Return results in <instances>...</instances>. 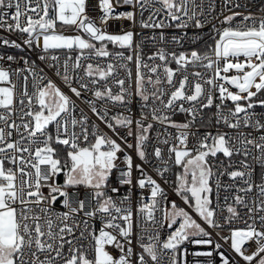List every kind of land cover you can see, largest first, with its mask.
<instances>
[{
  "label": "snow or ice",
  "instance_id": "obj_1",
  "mask_svg": "<svg viewBox=\"0 0 264 264\" xmlns=\"http://www.w3.org/2000/svg\"><path fill=\"white\" fill-rule=\"evenodd\" d=\"M120 0H117L119 3ZM139 3L143 9L146 5L152 3H160L163 8L167 10L168 15L173 21L181 20L182 16H188L189 20L195 21L196 27H203V22L196 19L197 13L193 9L189 15V4L199 8L196 0H123L125 4ZM232 0H225V3H231ZM23 3V8L21 4ZM87 0H0V9H15L14 14L11 15V23L6 17H9L8 12H0V28H6L8 31H19L21 33H28L32 38L43 36V48L45 51L49 49H73L74 46L81 50L93 49L94 55L97 57H107L110 53L106 50V45L96 48L93 43L81 38L80 36L69 37L61 34H55L56 25L59 22L61 26H75L77 29H82L92 39L97 41H108L111 43H118L120 47H131L133 40V33L126 32L123 35H110L96 27L94 22L86 15ZM35 5V6H33ZM102 11L103 16L100 18L101 22L106 24L108 19H127L133 20V13H123L113 16L112 0H99L98 5ZM239 6V5H237ZM49 9L52 10L53 15L49 16ZM157 12L160 9H156ZM36 17L34 18L33 15ZM178 13L182 15H178ZM199 15H203L201 11ZM236 16H242V21L233 26L232 22ZM23 22L21 21V18ZM151 20V17H149ZM251 21V23H248ZM222 24L228 25L221 29H215L219 35V39L215 42V47L212 49L213 56L207 54L201 55L196 51H192L190 59L181 54L178 57L173 53L172 59L175 60L179 66L177 71L181 73L182 78L178 81V87L173 83V77L176 75L169 67L163 68V76L168 85H171L174 90L167 92L163 88L157 87L161 84V78L158 75L155 80L148 77V83L152 85L153 91L148 94V89L144 87L145 74L140 72L141 65L138 64L137 70V95L140 96L143 105L142 107H149L148 101L151 99L153 105L159 101L164 109H174L177 107V101L191 102L192 106L185 108L183 104L178 105L179 111L188 113L195 118L197 112L196 104H200V108H210L213 106L214 100L211 94V88L208 93H205L203 85L198 82L204 80L206 84L214 87L219 92L220 104L216 107L217 124L223 123L229 128L240 129L242 127H251L257 131L264 130V123L260 120L253 121L254 113H250L248 109L256 107L252 102V98L257 96L264 90V17L257 18L252 15L244 16L242 13H233L225 16L221 21ZM143 27H164L162 22L156 24L143 23ZM179 27H187L188 23L178 25ZM53 34H47L49 31ZM5 44L9 41L5 40ZM14 44V42H12ZM31 45L32 39L26 41ZM19 47V45H14ZM122 53H117V56H122ZM244 59L241 61L240 58ZM158 58L161 61L167 59L163 50L156 55L149 57V59ZM3 59V57H0ZM14 59L12 56L8 60ZM40 59H44L43 56ZM53 60L58 59L53 56ZM127 59L131 60L129 56ZM139 61V57L137 58ZM224 64L221 66L220 61ZM207 61V63H204ZM192 64L198 65L215 72V76L219 83L213 79H204V75L200 72L192 73L198 78L193 85H188L189 74L185 71L187 66ZM65 73L68 72L69 65L67 62L63 65ZM73 68H80L79 58L72 65ZM142 67L147 68L150 73H157L160 65L143 64ZM230 70H235L236 75L231 77L227 75H220L221 72L228 73ZM113 72V65L107 66V71L97 66L93 69L92 64H88L85 68V73L88 77L98 76L100 79H107ZM59 74V73H57ZM70 79L69 75H64V80L67 82ZM25 87L22 93L23 96L29 97L26 82L27 77H24ZM0 82H6L10 87H0V108L5 109V112H0V123L4 127H0V264H57L59 260L63 264H132L131 257L134 255L132 244L133 220L132 212L128 209H122L117 206L112 197H105L101 189L105 186L106 181L113 168L117 167L114 163L118 158L117 153L122 151L120 144L116 143L106 136L99 135L96 137L95 143L89 147H79L77 141L79 137L75 132H71L70 138L61 139V135L68 133V128L64 127V117L62 113L70 114L69 98L60 92V90L51 82H49L43 89H38L33 95L37 97V101L41 106V110L35 113L31 111H23L21 108V115L19 119L21 124H16L14 121L9 124L10 115L13 111V97L16 85L10 80V72L3 67H0ZM91 83L95 84L97 81L93 79ZM116 83L120 86V94L113 95L111 88L105 86L103 91L96 90L95 96L97 98L107 97L113 102L121 104L126 103L125 93L127 89L124 88V80H118ZM225 83L234 86L238 92L233 93L225 87ZM186 86H189L191 94L185 91ZM82 87L87 88V84H82ZM255 88L256 91H252ZM72 91L80 96V92L75 88ZM246 94V95H242ZM168 95V99L163 97ZM47 98V102H46ZM203 98V99H202ZM230 100L235 107L228 110L225 115L221 110L224 107V102ZM241 100L248 101L247 106H242L239 102ZM29 104L32 98L29 97ZM20 105H24V100L19 101ZM258 104L264 107V100H259ZM48 114L45 115L44 110ZM95 111V109H93ZM161 109L153 106L151 108L152 118L159 121L161 124L166 121L172 127L178 129H189L190 123L176 124L170 121L167 115H157ZM241 113L245 115L240 116ZM25 117H32L27 123H24ZM58 117L60 119H58ZM230 117L232 119H230ZM143 117L141 121H136L141 134L138 136V155L144 160V142L147 136L144 135L152 127L148 124L147 127L143 124ZM117 125L128 128V135H132L131 125L133 120L129 117H115ZM86 120V118H85ZM55 122L56 136L55 138L46 131L47 125ZM77 123H82L75 119L71 120L74 126ZM21 127L28 131V136L25 137L20 131ZM109 128H113L111 123H108ZM63 128V133L61 129ZM6 129H15L20 134V139L10 142L9 138L12 132ZM113 130H115L113 128ZM84 140L88 139L86 128H82ZM189 133L187 131L181 132L178 139V145L169 148V153H174V162L177 165L183 166L184 175L180 178V184L177 189L179 193H190L195 200V212L199 214L209 225L216 226L214 221L215 209L211 208L212 187L210 186V178L213 176V165L209 164L208 157H216L218 153H222L224 157L229 158V167H231L230 158L234 155H243L247 157L252 155L249 146L259 150V155L253 156V159L261 165L264 169V135L258 138H249L251 133L245 134L239 132L235 136H229L226 132H217L216 135L206 133L200 139L193 149L187 148V140ZM24 140H29L25 145ZM168 144L167 139L162 141ZM52 143L69 146L72 150L68 152L70 160V168L66 173V180L63 186L57 185L54 182L48 183L62 171L61 161L54 158L55 149L51 146ZM103 145H108V150L101 151ZM131 147V145H128ZM193 151L196 153L192 155ZM27 153V156L24 155ZM155 157L159 158L162 155V150L157 147L154 151ZM8 161L15 165V169L5 167V162ZM126 171L121 173L123 179H119L120 184H131L132 174V158L125 157ZM244 169H250L251 166L241 161ZM67 164L65 165V167ZM42 167L46 171H42ZM140 167L139 165L137 166ZM34 170V171H33ZM143 175V169L141 168ZM226 172V170H224ZM191 175V184L185 179L187 175ZM226 174L235 180L237 177L243 180L247 185L246 188L237 189L238 192H251L253 184L251 181L252 172L249 171H231ZM247 177V179H245ZM139 187L144 188L151 185L152 207L147 204L140 208V212L146 213L149 220H154V210L157 204V197L163 195V189L150 176L139 179ZM84 185L94 189L93 199L96 201V207L93 211L84 213L86 217H95L97 214L101 215L104 221L103 227L98 234L95 230H89L91 225L88 220H83V229L79 236L75 235V229L80 228V224L76 222L75 215L84 209V202L81 201L78 207H71L69 202V194L64 189L69 186ZM219 179H217V188H219ZM259 189V194L264 197V183L255 185ZM49 189L48 196H45L42 188ZM232 187L226 185L225 188ZM112 191L118 192V188H113ZM58 194V195H57ZM59 197H64L63 205L68 208L67 212L53 215L51 205L55 204ZM227 199V198H226ZM187 203L189 197L184 196ZM234 200L236 204L243 205L249 209V219L253 222L248 225L246 230H233L231 233L230 247L237 254H239L245 261L251 264L257 256L264 253V231H259L255 227L256 217L251 215L255 212H264V199L259 205L255 201L252 206L244 201L240 195H235ZM172 212L165 214V219L169 220L168 227L171 228L177 224V219L182 218L179 226L167 237V240L162 243V248L171 250L173 256L170 264H179L176 258V253L180 246L185 242L194 243L196 245H212L211 239H190L191 237H208L210 234L205 231L199 223L194 220L187 211L182 208H177L175 203L172 204ZM113 210L119 216L113 214ZM227 211L233 217L238 216L237 209L233 206H228ZM231 219V217H229ZM259 220L264 224V215L259 216ZM71 221V223L69 222ZM122 221L123 223H120ZM247 223V221H245ZM112 229L113 231H108ZM87 233V235H86ZM115 233V234H114ZM67 237H72L68 239ZM144 237L141 235L140 247L142 252L137 254L138 264H148L145 259V254L156 264H160L157 254V244H160L158 236H150L149 239L155 243L144 244ZM74 240L76 243H74ZM81 241H88L87 248ZM248 241H254L257 245V250L253 254H245L243 246ZM65 245L68 246V255L64 254ZM125 245H128L126 248ZM106 246H113L119 250L118 258L114 257L106 250ZM220 244L215 245L214 250H218ZM89 250L93 253V257L89 258ZM187 255V250L183 253ZM194 256L211 257L213 251H196L192 253ZM222 264H230L229 258L223 252L219 253ZM43 256V259L41 258ZM186 264V260H185ZM199 264V262H197ZM259 264H264V257H261Z\"/></svg>",
  "mask_w": 264,
  "mask_h": 264
},
{
  "label": "built area",
  "instance_id": "obj_2",
  "mask_svg": "<svg viewBox=\"0 0 264 264\" xmlns=\"http://www.w3.org/2000/svg\"><path fill=\"white\" fill-rule=\"evenodd\" d=\"M196 4H199V8H195L194 5L189 4V15L194 9L197 13L196 19L203 22V27H196L194 20H189L188 16H182L181 20L173 21L168 15L166 9L163 8L160 3H150L146 5L143 9L139 3L134 2L133 4H125L123 1L117 3V0H112L113 5V16H117L123 13L131 12L133 13V20L127 19H108L107 23L101 22V17L103 16L102 9L98 6L99 0H87L86 3V15L94 22L96 27L101 28L105 34L110 35H123L126 32L131 31L133 33V40L131 47H120L118 43H111L108 41H97L92 39L87 33L83 32L82 29H77L75 26L65 27L62 29H55V34H61L69 37L80 36L84 37L90 43H93L96 48H100L106 45V50L110 53L107 57H97L94 55L93 49L81 50L74 46L73 49H49L47 51L43 48V36H38V38H32L28 33H21L19 31H8L6 28H0V67L8 70L10 72V80L16 85L13 97V111L11 113H6L10 115L8 121L12 124L13 121L16 124H21L19 119L21 115V108L23 111H31L35 113L40 109V105L37 101V97L33 94L38 91V89H43L49 82L53 83L61 93L66 95L70 100V114L62 113L64 117V127L68 128V133L61 135V139L70 138V133L75 132L79 137L77 143L79 147H87L92 141L99 135L106 136L116 143L120 144L122 151L117 153V159L115 164L117 167L113 168L105 186L101 189L104 192L105 197H112L113 201L117 206L122 209H128L132 212L133 220V233H132V244L134 255L131 257L132 264H138L137 254L142 252L140 247V237L143 235V243H155V241L150 240V236H158L160 244H157V254L160 260V264H170L173 253L171 250H165L162 248V243L167 240V237L179 226L182 222V218L177 219V224L173 225L171 228L168 227L169 220L165 219L166 207L171 201L179 200L185 210L189 215L196 220L197 223L201 225L210 235L208 237H191L190 239H211L213 241L212 245H196L194 243L185 242L180 246L176 253V258L179 264H222L219 253L223 252L226 257L229 258L230 264H249L245 261L239 254H237L233 249H231V233L233 230H246L249 224H252V220L249 219V209L243 207V205L236 204L234 200L235 195H240L246 203L252 206V202L255 201L256 205H259L264 197L259 194V189L255 186L264 183V169L261 165L257 163L253 156L259 155V150L249 148L252 151V155L244 157L243 155H234L230 158L231 167H229V158L223 156L222 153H218L216 157L211 158L210 162L213 165V176L211 177V207L215 209L214 221L216 226L209 225L202 217L199 216L189 205L184 203L178 194L175 192L174 187L180 184V178L184 175V172H178L181 165H177L174 162V153H169V148L178 145V137L181 132L187 131L189 133L187 140V148L189 150L193 149L194 145L204 137L206 133H211L216 135L217 132H226L229 136H235L239 132H244L245 134L251 133L249 138H258L264 135V130L257 131L251 127H242L240 129H232L224 125L223 123L217 124L216 113L218 109L217 104H220L219 92L214 87L209 86L204 82V80H199L207 94L211 88V94L213 96V106L210 108H200V104H196L197 112L195 118L193 116L179 111L178 105L183 104L185 108L191 107L192 103L187 101H177L174 109H164L159 101L155 102L153 105L152 100L148 101L149 107H142L143 102L139 95H137V70L138 64L141 65L139 70L145 74L144 87L148 89V94L153 91L152 85L148 83V77L153 80L159 75L161 78V84L157 85L159 88L167 90L170 94L172 90L171 85H168L163 76V68L169 67L176 75L173 77V83L178 87V81L182 78L180 72L177 71L178 65L175 60L172 59L171 54H175L177 57L181 54L186 55L190 59V54L192 51H196L201 55L213 56L212 49L215 47L216 40L219 39V35L215 29H223L228 27L226 24H222L221 21L225 16L232 15L233 13H242L244 16L252 15L257 18V22L260 18L264 17V0H232L231 3L226 4L225 0H196ZM239 5V6H237ZM35 6V5H33ZM23 8V3L21 4ZM156 9H160L159 12ZM15 9H0V12H8L9 17H6L9 23H11V15L14 14ZM203 15H199L200 12ZM34 18H38L35 14ZM178 15H182L178 13ZM151 17V20L149 19ZM23 17L21 21L23 22ZM187 21V27H179L178 25ZM242 21V16H236V19L232 22L235 26ZM162 22L164 27H143V23L156 24ZM248 23H251L249 21ZM47 34H53L50 30ZM32 39L31 45L27 44L28 39ZM9 41L5 44L4 41ZM14 42V44L12 43ZM14 45H19L16 47ZM163 50L167 59L161 61L158 58L149 59V57L156 55L159 51ZM117 53H122V56H117ZM12 56L14 59L8 60V57ZM43 56L44 59H40ZM55 56L58 59L53 60L52 57ZM131 56L132 59L129 60L127 57ZM139 57V61L138 58ZM79 58L80 68H73L72 65ZM213 59L215 57L213 56ZM244 58L241 57L242 61ZM67 62L69 65L68 72L65 73L63 67L64 63ZM148 65H160L157 73H150L147 68L142 67L143 64ZM207 63V61H204ZM88 64H92L93 69L99 66L101 69L107 71V66L109 64L113 65V72L107 77V79H100L98 76L88 77L85 73V68ZM221 66H223L224 61H220ZM185 71L189 74L188 85H193L197 82L198 78L192 75V73L200 72L204 75V79H213L216 82L224 83L223 81H218L215 76L214 69L209 70L198 65L194 66L189 64ZM59 73V74H57ZM69 75L70 79L66 82L64 80V75ZM220 75H227L229 77L236 75L235 70H230L228 73L221 72ZM24 77H27L26 87L29 97L32 98L31 104H29V97L22 95L25 87ZM95 79L97 83L93 84L91 81ZM118 80H124V88L127 89L125 93L126 103L121 104L119 102H113L107 97L97 98L95 96V91H103L105 86L111 88L113 95L120 94L121 88L116 83ZM82 84H87V88L82 87ZM189 86H186L185 91L187 94H191ZM0 87H10L6 82H0ZM225 87L229 91L236 93L238 89L234 86L225 83ZM75 88L80 92V96H77L72 89ZM252 91H256L255 88ZM246 95V94H242ZM23 99L24 105L21 106L19 101ZM164 100L168 99V95L163 97ZM203 99V98H202ZM254 99V97L252 98ZM240 102L246 104L248 101L241 100ZM155 106L161 109L157 115H167L172 123L183 124L190 123L189 129H178L172 127L169 122L161 124L159 121L154 120L151 114V108ZM245 106V107H246ZM235 105L232 101L227 100L224 102V107L221 109L225 115L228 114V110L234 108ZM95 109V111H93ZM5 109L0 108V112H5ZM250 113L255 115L252 117L253 121L260 120L264 123V107L256 104V107L248 109ZM245 114L241 113L240 116L243 117ZM115 117H129L133 120L131 125L132 135H128V128L117 125L115 122ZM143 117V124L147 127L151 124L152 127L148 129L144 135L147 136V140L144 142L145 159L142 160L138 155V136L141 134V129L139 128L136 121H141ZM86 118V120H85ZM32 117H25L24 123L32 120ZM58 119H60L58 117ZM75 119L81 121L82 123H77L76 125L71 124V120ZM230 119H232L230 117ZM108 123L113 125V128L108 127ZM0 127H4L3 123H0ZM82 128L87 129L88 139L84 140ZM11 131L12 136L9 138L10 142L20 139V134L15 129H6V131ZM20 131L25 137L28 136V131L21 127ZM46 131L52 135L54 138L56 136V124L55 122L50 123L46 127ZM63 133V128L61 129ZM167 139L168 144H164L162 141ZM25 145L29 143V140H24ZM128 145H131L129 147ZM55 149L54 158H58L61 161L62 171L57 174L53 180L48 181V183H55L57 185L63 186L66 180V173L69 170V162L67 158L62 159L61 150L66 151L71 149L69 146L61 145L58 143H52L51 145ZM108 147V145H106ZM159 147L162 150L161 157L157 158L154 155L155 149ZM193 153H195L193 151ZM27 156V153H24ZM131 156L132 158V174H131V184H120L119 179H123L121 176L123 171H126L125 157ZM241 161L248 163L251 168L244 169ZM67 166L65 167V165ZM140 166L139 168L137 166ZM6 168L15 169V165H12L8 161L5 162ZM143 169V175L140 169ZM46 168L42 167V171H46ZM241 170V171H251V181L253 188L251 192H238L239 188H246L247 185L243 183V180L237 177L235 180L230 178L226 172ZM34 171V170H33ZM150 176L154 179L160 187L163 189V195L158 196L156 208L154 210V220H149L146 213L140 212V208L147 204L150 208L152 207L151 198V185H147L142 189L139 187V179ZM187 180V178L185 177ZM217 179H219V188H217ZM247 179V177H245ZM226 185H232V187L225 188ZM113 188H118V192L112 191ZM68 192L69 202L71 207H78L80 202H84L83 211L75 215V220L80 224V228L75 229V235L79 236L80 231L83 229V220H88L91 225V230H95L98 234L101 227H103L104 221L101 219V215L97 214L95 217H86L84 213L93 211L96 207V201L93 199L94 189L86 187L84 185L69 186L64 189ZM45 196H48L49 189L47 187L42 188ZM58 195V194H57ZM227 198V199H226ZM64 197H59L55 204L51 205L52 214H60L68 211L63 205ZM228 206H233L237 209L238 216L233 217L231 213L227 211ZM173 209L170 208L169 212ZM168 212V213H169ZM113 214H116L113 210ZM251 215L256 217L255 227L259 231H264V224L259 220V216L264 215V212H255ZM231 217V219H229ZM247 221V223H245ZM71 223V221H69ZM123 223L122 221H119ZM108 231H113L112 229H107ZM115 234V233H114ZM87 235V233H86ZM72 239V237H67ZM74 243L76 241L74 240ZM87 248L88 241H81ZM220 244L221 247L218 250L215 249L216 244ZM127 248L128 245H125ZM68 246L65 245L64 254L68 255ZM187 250V255L185 256L184 250ZM106 250L109 251L111 255L118 258L120 252L113 246H106ZM245 254H253L257 250V245L254 241H248L243 246ZM196 251H213L211 257L207 256H194L192 253ZM93 253L89 250V258L93 257ZM261 257H264V253L257 256L251 264H259ZM43 259V256H41ZM145 259L148 264H156L152 261L150 257L145 254ZM57 264H63L62 260H59Z\"/></svg>",
  "mask_w": 264,
  "mask_h": 264
},
{
  "label": "rangeland",
  "instance_id": "obj_3",
  "mask_svg": "<svg viewBox=\"0 0 264 264\" xmlns=\"http://www.w3.org/2000/svg\"><path fill=\"white\" fill-rule=\"evenodd\" d=\"M121 1H123V0H121ZM65 27H71V26H61V24H60L59 22H58L57 25H56V28H57V29H62V28H65ZM81 38L85 39L84 37H81ZM85 40H86V39H85ZM259 100H264V90H262L260 93H258L257 96H255L254 99H252V102L255 103V104H258V101H259ZM46 102H47V98H46ZM239 103H240L242 106H246V104H244V103H242V102H239ZM39 110H41V107H40ZM44 112H45V115L48 114V112H47L46 109L44 110ZM47 126H48V125H47ZM95 140H96V138L92 141V143H90L89 145H87V147H89L91 144H94V143H95ZM71 150H72V149H67V150H66V157H67V161L69 162V165H70V160H69V157H68V152L71 151ZM106 150H108V147H106V145H103V146L101 147V151H106ZM192 155L195 156L196 153H192ZM211 158H214V157L209 156V157L207 158L209 164H211V162H210V159H211ZM69 168H70V167H69ZM178 172H179V173H180V172H184L183 166H181V168L179 169ZM66 178H67V177H66ZM186 178H187L188 184H189V186H190V184H191V179H192V178H191V175H190V174L187 175ZM210 181H211V178H210ZM210 181H209V183H210ZM210 186H211V184H210ZM178 187H179V185H176V186L174 187L175 192L178 194V196L180 197V199H181L184 203H186L185 200H184V196L187 195V196L189 197V201H188L186 204L189 205V206L195 211V207H194V204H195V203H194V198L191 197V194H190V193H179V192L177 191ZM173 202L175 203V205H176L177 208H182V209L185 210L183 204H182L179 200H175V201H171L170 204L166 207V212H167V213L169 212L170 208H172V204H173ZM211 208H212V207H211ZM185 211H186V210H185ZM197 214H198V213H197Z\"/></svg>",
  "mask_w": 264,
  "mask_h": 264
},
{
  "label": "trees",
  "instance_id": "obj_4",
  "mask_svg": "<svg viewBox=\"0 0 264 264\" xmlns=\"http://www.w3.org/2000/svg\"><path fill=\"white\" fill-rule=\"evenodd\" d=\"M121 1V0H120ZM53 15V12H52V10L51 9H49V16H52ZM60 151H61V157H62V159H66L67 157H66V151H64V150H61L60 149Z\"/></svg>",
  "mask_w": 264,
  "mask_h": 264
},
{
  "label": "water",
  "instance_id": "obj_5",
  "mask_svg": "<svg viewBox=\"0 0 264 264\" xmlns=\"http://www.w3.org/2000/svg\"><path fill=\"white\" fill-rule=\"evenodd\" d=\"M194 203H195V200H194Z\"/></svg>",
  "mask_w": 264,
  "mask_h": 264
}]
</instances>
